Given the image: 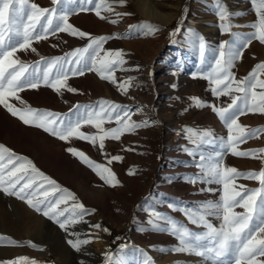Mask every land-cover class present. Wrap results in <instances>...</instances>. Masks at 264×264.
<instances>
[{
    "label": "rangeland",
    "instance_id": "obj_1",
    "mask_svg": "<svg viewBox=\"0 0 264 264\" xmlns=\"http://www.w3.org/2000/svg\"><path fill=\"white\" fill-rule=\"evenodd\" d=\"M147 1L160 7L165 0ZM29 3L45 9L67 7L71 13L68 22L88 34L80 38L59 32L49 35L47 39L34 41L32 48L36 51H18L16 58L29 65V71L35 66L42 73L47 67L45 62L66 57L76 49L87 47L92 38L99 37H110L103 43L104 51L100 56L103 57L108 51H122L124 63L112 66V78L109 79L101 78L96 71L70 75L67 85L75 91L62 88L57 92L41 83L36 89L28 88L18 93L19 99L9 98V102L21 109L27 106L34 110L57 113L67 122L74 121L79 113L89 109L98 110L101 101H108L120 106L113 117L127 111L131 121L144 126L125 132L118 140L106 138L104 148L101 149L99 141L93 144L75 137L63 141L40 127L26 125L18 116H13L7 108L0 105V145L15 156L31 161L39 172L56 181L60 189L66 190H53V186L36 176L30 168L22 173L25 180L21 181V185L29 177L35 178L32 188L26 189V192L44 184L40 191L47 189L51 194L47 199L39 197L40 211L29 205L27 198L20 199L8 194L22 209H33L40 225L29 228L15 220L9 221V216L4 213V222L0 221V264H162L163 258H170L168 264H213L212 261L187 251H176L180 242L170 233V225H166L164 221L156 220L159 227L150 223L155 219L153 213H158L193 233L201 234L206 231L204 227L192 223L184 210L199 214L204 206L222 202L224 189L220 183L208 182L209 178L200 167L201 155L209 157L222 154V167H234L241 173L264 171V133L237 145L238 151L256 152L254 158L235 156L230 149L224 147L229 132L213 106L227 107L234 96L243 97L244 94L233 91L228 95L217 96L213 92L216 86L206 77L218 58V49L214 52L207 46L200 62L201 51L196 45L195 65L188 70L184 66L175 68V77L181 69L188 73L192 82L189 87L158 83L156 74L160 70L165 73L166 63L174 60L170 56L178 52L175 44L182 38L190 37L194 23L192 20L196 17L200 1L180 0L177 10L173 7L174 2H170L168 11L173 10L175 15L164 26H160L157 19L149 21L145 17L139 0H106L107 4L112 5L111 11H106L98 0H92L91 4L87 0H74L71 4L61 6L54 5L52 0H29ZM98 7L103 19L96 14ZM243 19L252 24L258 21V15L251 11ZM113 20L116 23H112ZM245 27L239 28L244 30ZM247 30L252 33L255 31L251 26ZM241 48V56L230 69L236 81L246 80L257 65L264 63L256 51L250 56V64L242 65L246 50L243 41ZM93 55L94 52L90 49L84 54L81 63L90 64ZM187 57H192V52ZM104 75L108 76L109 73L105 72ZM113 78L116 83L112 82ZM259 78L264 80V74H260ZM125 81L131 82L126 92L118 87ZM235 86L232 85L233 88ZM256 91L260 93L264 89L257 88ZM194 98L201 101V106H196ZM237 103L240 105L241 102ZM77 105L80 106L79 110ZM238 122L250 131L264 129V113L245 110ZM119 126L115 119L103 124L106 130ZM188 130L196 133L210 131L212 135L201 141ZM81 131L87 135L100 134L98 129L89 124L82 125ZM69 148L82 151L94 164L109 168L119 183L115 186L106 183L97 174V170L74 156L68 151ZM116 156L122 159H113ZM35 160H39L40 166ZM7 163L8 155L4 153L0 166ZM21 163L22 160H16L14 165L8 167H18ZM4 171L6 175L8 168ZM130 172L133 174H129ZM79 182L83 186L78 185ZM21 185L9 190L16 191ZM236 185V190L242 193L244 190L261 188L258 179L243 177L236 180ZM68 193L73 194L76 199L68 198L67 203L60 204L57 209L63 212L67 208L68 213L56 219L43 214L49 201L66 198ZM82 197L89 200V207L84 208L87 214L83 216L80 215L81 209L76 207L83 203ZM33 203L37 201L33 200ZM233 211L238 214L246 213V209L239 206L234 207ZM65 219L78 221L61 228L58 221ZM207 219L217 228L222 224V219L216 215H208ZM95 225L99 227H94ZM33 237H41L43 244L35 242ZM68 240L89 242L82 244L77 251L69 245ZM62 246L67 251L61 252L59 248ZM21 247L28 252L16 254ZM93 251L100 254H94ZM11 254L16 255L10 257ZM193 258L197 260L190 263ZM227 259H235L234 254ZM245 259L248 264V258ZM251 261L252 264H264V255L254 254Z\"/></svg>",
    "mask_w": 264,
    "mask_h": 264
},
{
    "label": "snow or ice",
    "instance_id": "obj_2",
    "mask_svg": "<svg viewBox=\"0 0 264 264\" xmlns=\"http://www.w3.org/2000/svg\"><path fill=\"white\" fill-rule=\"evenodd\" d=\"M73 2L74 0H52V3L57 6ZM98 2L106 11L112 10V5L107 4L106 0H98ZM252 2L258 15V22L251 25L255 31L251 37L243 41V47H247L251 39H257L259 42L264 43V0H259V3H257V0H252ZM87 3L91 4L92 0H87ZM217 7L219 9L218 16L220 21L228 20L229 13L226 8L219 4V0H217ZM70 14L67 7L45 9L39 8L34 3H29V0H0V105L7 108L13 116H18L26 125L40 127L63 141H68L71 137L89 141L93 144L99 141V147L103 149L106 138L118 140L125 132H132L144 125L131 121V117L127 111H123L122 114H117L113 117V113L120 106L108 101H101L98 110L89 109L84 113H79L74 121L68 120L67 122L57 113L34 110L27 106L21 109L9 102V98L19 99L18 93L28 88L36 89L41 83L53 88L57 92H60L62 88H67L68 91H75L67 85L70 75H83L85 71H96L101 75V78L109 79L112 78V66L124 63L122 51H108L103 57L100 56V53L104 51L102 47L103 43L110 37H99L92 38L87 47L76 49L68 53L66 57L54 58L45 62L47 67L42 73L35 66H32V71H29L30 66L16 58V53L28 49L36 51L35 48H32L34 41L47 39L49 35H55L59 32H66L80 38L88 35L79 31L68 22ZM96 14L103 19L99 7L96 10ZM42 21L43 23H41ZM111 22L116 23L115 20ZM220 27L222 31L229 32L231 25L226 26L224 23H221ZM90 49L94 52L91 63L82 64L81 61L84 59V54L88 53ZM199 49L201 54L206 50L203 40L199 43ZM241 54V38L236 37L232 42L226 41L221 44L218 49V58L215 59L214 66L206 78L216 86L213 88V92L217 96L228 95L233 91L244 94L243 97L239 95L234 96L227 107L215 108L213 106V108L218 117L225 123L229 132L224 147L230 149L231 153L235 156L254 158L257 155L256 152L238 151L237 145L246 142L250 138L258 137L261 133H264V129L250 131L238 121L239 116L245 110L264 113V92L257 93L256 91L257 88L264 89V80L259 78L260 74H264V63L257 65L256 69L246 80L236 81L230 69L234 61ZM74 59L75 64L73 65ZM70 67L71 71L69 72ZM53 69H55L54 75ZM105 72H108L109 75L105 76ZM26 73L27 75H25ZM112 82L116 83L114 78ZM130 83V81H125L119 84L118 87L126 92ZM233 84L236 85L235 88L232 87ZM221 85L225 87L222 88ZM238 101L241 102L240 105H238ZM193 102L196 106H201V101L198 99L194 98ZM79 108L80 106L77 105L78 110ZM113 119L120 126L110 130L104 129L103 124L106 121L111 122ZM84 124L93 125L98 129L100 134H85L81 131V127ZM188 131L194 136L199 137L201 141L212 135L210 131L202 133H196L193 130ZM208 142L210 143L211 141ZM68 151L80 158L89 167L97 170V174L106 183H110L112 186L119 183L116 180L115 174L109 168L100 164H94L82 151L75 148H69ZM4 153L8 155V163L0 166V190L5 191L9 195H16L20 199L27 198V203L40 211L39 197L43 196L47 199L51 193L47 189L43 192L40 191L44 188V184H40L31 192L25 191L26 189H31L35 183V178L29 177L21 185V181L25 180V176L22 173H26L30 168L36 176L41 177L48 185L53 186V190L66 192V190L60 189L56 181L39 172L31 161L15 156L5 146L0 145V160L3 159ZM113 159L121 160L122 158L116 156ZM16 160H22L23 163L18 167L9 168L8 165H14ZM200 160V167L209 178L208 182L220 183L224 189L222 202L204 206L199 214L188 209L184 210L192 223L204 227L206 231L201 234L193 233L185 226L178 224L174 220L160 216L158 213H153L155 219L150 221V223L154 227H159L156 224V220H162L166 225H170V233L175 235L180 242V247L176 251H187L210 260L213 264H246V257L248 258V264H252L251 258L254 254L264 255V235H262L264 234V171L260 173H241L234 167H222V154L209 157L201 155ZM5 168H8L6 175ZM129 174L133 173L130 172ZM241 177L258 179L261 188L244 190V193L237 191L236 180ZM113 181H115L114 184L112 183ZM17 185H21L18 190H9L16 189ZM240 187L242 188L243 186ZM68 198L72 200L76 199L73 194L68 193L66 198L57 199L54 202L49 201L47 210L43 214L50 219L63 216L64 212L57 211V209L60 204L67 203ZM33 200H36L37 203H33ZM236 206L246 209V213H235L233 208ZM76 207L81 209V216L87 214L82 204H77ZM208 215H216L222 219V224L219 228L208 221ZM58 222L61 228H65L67 224L77 221L65 219L62 222ZM94 227L98 228L99 225H95ZM88 242L87 240L76 242L68 240L69 245L77 251H79L82 244ZM32 246L35 247V245ZM233 254L235 259H227ZM109 259L111 258L109 257Z\"/></svg>",
    "mask_w": 264,
    "mask_h": 264
},
{
    "label": "bare ground",
    "instance_id": "obj_3",
    "mask_svg": "<svg viewBox=\"0 0 264 264\" xmlns=\"http://www.w3.org/2000/svg\"><path fill=\"white\" fill-rule=\"evenodd\" d=\"M199 1H200V5L196 9V17L194 20H192L194 23L192 25L193 30L190 32V37L182 38V40L179 43H176L175 46L173 45L174 47H176L178 52L177 54H172L170 56V58L174 60L166 63L165 73H163L160 70L156 74L158 77L159 84L168 85V84L173 83L177 85L178 84L183 85L186 87H189L190 84H192V82L190 81V77L188 76V73L186 71H184L183 69L177 71L178 73L176 77L173 71L176 70L175 68H178L180 66L182 67L184 66L185 69L188 70L190 67H193V65H195L194 64L196 62L195 50L197 46L199 48V43L201 40H203L206 47L208 46L214 51L216 49H219V46L225 43L226 41L229 42L231 40H234V38L236 37L241 38V41H244L248 39L249 37H251L253 34L251 31L247 30V27H250L253 23L252 24L248 23L246 22V20L243 19L251 11H254V14L257 15V12L255 10L252 0H219V4L222 5L224 8H226L227 12L229 13L228 20L223 21V22L220 21L219 16H218L219 9L217 7V0H199ZM170 2H174L173 7L176 10L179 8L180 0H165L162 3V5L160 4V7H157L155 4H152L151 2L147 0H139V6H140L142 13L145 14V17L149 21H152V18H154V19H157L158 24L160 26H164L166 24H169L175 15V12L173 10L168 11L169 10L168 4ZM161 9H163L164 11ZM221 23H224L226 26L231 25L230 31L229 32L222 31L220 27ZM240 26L241 27L246 26V27L244 28V30H240L239 28ZM183 40H184V43L182 42ZM256 51L258 53L259 59L263 61L264 60V43H261L259 42V40L255 39L254 42L248 44V46L246 47V50L244 53L245 59L241 64L249 65L250 64L249 62H251L250 56L252 55V53H255ZM190 52H192V57L188 58L187 55ZM204 56H205V52L203 54L200 53V58H199L200 62ZM35 162L37 165L40 166L39 160H35ZM65 184L68 185L69 187L71 186L69 183H65ZM78 185L83 186L82 182H79ZM81 200L83 202L82 205L86 209V207L89 205V200L83 197ZM0 205H1L0 206V221L5 219L4 215L6 214L4 213H7V215L9 216V221L15 220L18 224H23L24 226H27L29 228L31 226H35L39 224L33 209H27V208L22 209V207H19L13 201V199L8 194H6V192L3 190H0ZM63 212L68 213L69 211L67 208H65ZM69 214L71 215V213ZM39 219H42V218H39ZM71 224L73 223H70V225ZM33 240L40 245L43 244L41 237H33ZM59 250L61 252L67 251L66 247L64 246L60 247ZM26 252L28 251L25 248L21 247V248H18L16 254L26 253ZM92 253L100 254L95 251H93ZM15 255L11 254L10 257H14ZM196 260H197L196 258H193L190 260V263H194ZM161 261H162V264H168V262L170 261V258H163Z\"/></svg>",
    "mask_w": 264,
    "mask_h": 264
}]
</instances>
